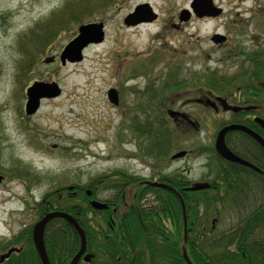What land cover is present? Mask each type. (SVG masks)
<instances>
[{
	"label": "rangeland",
	"instance_id": "rangeland-1",
	"mask_svg": "<svg viewBox=\"0 0 264 264\" xmlns=\"http://www.w3.org/2000/svg\"><path fill=\"white\" fill-rule=\"evenodd\" d=\"M72 1L0 0V242L31 229L41 199L59 188L94 187L113 172L145 180L180 171L196 182L212 161L219 122L197 133H177L166 110L183 106L198 119L202 109L184 100L201 88L237 89L247 54L264 52V0H212L223 13L184 29L174 25L192 0H106L102 10L66 17L56 37L39 39ZM142 5L156 20L141 18L126 27L124 19ZM141 14L147 18L146 10ZM93 23L103 24V42L85 48L82 61L61 65L60 54L78 28ZM213 33L228 35L229 44L214 46ZM35 82L57 85L60 95L41 99L36 113L25 116L26 90ZM111 89L117 105L107 98ZM147 121L153 125L150 138L140 130ZM163 127L171 132L172 146L163 139L170 154L158 157L153 147ZM180 151L190 154L171 161Z\"/></svg>",
	"mask_w": 264,
	"mask_h": 264
},
{
	"label": "trees",
	"instance_id": "trees-1",
	"mask_svg": "<svg viewBox=\"0 0 264 264\" xmlns=\"http://www.w3.org/2000/svg\"><path fill=\"white\" fill-rule=\"evenodd\" d=\"M105 2L67 3L37 34L39 39L56 37V29L61 25L60 28H65L66 17L76 20L95 9H104ZM58 30L57 34L63 31ZM163 128V133L155 136L153 147L156 154L160 153L158 157H167L169 142L172 146L171 132ZM152 129L153 125L147 121L146 129L140 130L150 138ZM215 157V184L208 190L188 191L192 182L185 178L181 184L176 175L168 176L172 182L169 186L184 203L185 228L181 204L173 193L121 172L107 174L95 181L94 187H87L92 191L91 197L84 188L75 186L72 191L63 187L46 194L37 207L38 219L47 212L62 211L77 221L85 233V255L89 258L88 262L81 259L78 264H188L184 253L191 264H264V180L247 176L242 168H233ZM166 177H160L161 181ZM244 181L256 183L254 190L247 192ZM106 193L109 195L102 201L108 208L92 209L91 199ZM227 219L231 220L228 227L220 229ZM22 233L23 238L18 234L0 242L2 254L12 247L21 249L0 264H41L31 229ZM44 244L50 264H69L80 249V238L65 220L54 219L45 228Z\"/></svg>",
	"mask_w": 264,
	"mask_h": 264
},
{
	"label": "flooded vegetation",
	"instance_id": "flooded-vegetation-1",
	"mask_svg": "<svg viewBox=\"0 0 264 264\" xmlns=\"http://www.w3.org/2000/svg\"><path fill=\"white\" fill-rule=\"evenodd\" d=\"M183 11L177 15L178 24L174 25V27L177 29H184L185 26L182 27L183 25L190 24L195 21L206 22L215 20L223 13L221 11L216 17H200L199 15L201 12L194 11L191 8V4L189 5L188 9H185L187 13L182 14ZM246 12H251V10H246L245 13ZM142 18L152 21L156 20L157 17L153 13L148 12L147 18L145 16ZM137 19L141 20L139 17ZM245 27L248 28L246 25ZM215 35L219 34L213 33V35L210 37V40L214 46L222 48L229 44L228 35H220L224 38V40L220 39L219 41L221 42L218 43L212 41V38ZM250 40H255V37L252 36L249 38V41ZM245 60L246 72L243 76L242 85L237 89L232 90V84L229 85L225 91L220 93L205 89L201 91V89L198 90L196 94H193L184 100V104L194 103L202 109L201 111H198V119L195 116L194 118L190 113L185 111L183 106L179 109L166 110V113L171 111L177 114L174 115L172 119H170L167 114L166 115L168 119L171 120V123L174 125V127L177 128L178 133H197L202 129V126L212 127L217 121L219 122L217 133L221 129L229 126H241L247 129L249 132L241 130L228 131L224 137V142L226 147L234 155L244 160L259 171L234 163H227V165H231L233 168H242L247 176L253 175L264 180V52L260 50L252 51L251 53L247 54ZM227 107H231L233 110L228 109ZM189 154L190 152L187 151L185 157H187ZM213 157L214 159L212 158V161H207L202 166L205 174L200 176L196 181L199 183H208L211 188L215 184L214 177L217 166L215 160L216 157L214 155ZM175 175L181 184L184 183L185 178L187 179V176L184 174V172H176L172 178H175ZM168 176L166 178H162L163 181H161L160 176H152L143 180V182L156 181L169 185L172 182L169 180L170 178H168ZM189 181L194 182L192 180ZM244 184L246 191L250 192L254 190L256 183L251 185L248 181H244ZM89 197H91V195Z\"/></svg>",
	"mask_w": 264,
	"mask_h": 264
},
{
	"label": "water",
	"instance_id": "water-1",
	"mask_svg": "<svg viewBox=\"0 0 264 264\" xmlns=\"http://www.w3.org/2000/svg\"><path fill=\"white\" fill-rule=\"evenodd\" d=\"M191 8L194 11H200L201 14L200 17L203 16H211L216 17L220 14L221 9L217 8L213 5L212 0H193V3L191 4ZM147 9L146 5L139 6L135 9V12L132 14H129L124 19V25L125 26H132L139 22L137 19L142 18L143 15L139 14L141 10ZM187 13V11H183L182 14ZM140 15V16H138ZM104 39V32H103V24L101 23H93V24H87L80 26L78 28V35L70 41L63 51L60 54V62L62 65H64L66 62L69 63H75L80 62L83 59L82 52L83 50L90 44H99ZM224 40L223 37L219 35H215L212 38V41L215 43L221 42L219 40ZM60 95V90L58 89L57 85L51 84V85H45L41 83H33L32 86H30L26 90V103L24 106V112L26 116H31L38 110L40 106V100L41 99H50L55 98ZM107 98L110 103L117 105V93L115 90L111 89L107 92ZM228 109H232L231 107H227ZM226 108V109H227ZM175 114L169 112V116L173 117ZM231 130H241V131H248L247 129L241 127V126H229L223 128L217 135V138L215 140V151L217 155L224 159L225 161L235 163L241 166L249 167L253 170L259 171L247 162L243 161L242 159L235 156L225 145L224 137L225 134L228 131ZM249 132V131H248ZM185 155V152H180L171 157L172 160L182 158ZM2 181V176H0V182ZM152 187H157L160 189H164L166 191H169L173 193L179 200L181 207H182V215L184 219V228L186 226L185 223V207L183 200L181 196L172 188L168 187L167 185L160 184V183H146ZM209 187L208 184H196L188 189V191H201L204 189H207ZM90 206L95 210H103L106 209V206L100 202L92 201L90 203ZM63 219L65 220L69 225H71L75 231L77 232L79 238H80V249L78 253L73 257V259L70 261L69 264H78L80 259L85 253L86 250V239L85 234L81 227L78 225L77 221L69 214L60 212V211H53L46 213L40 220H38L33 228H32V242L34 249L38 255V258L41 262V264H49V260L46 254L45 245H44V232L47 224L53 220V219ZM184 237H186V231H184ZM20 250L17 248H10L6 253L2 254L0 256V263H3L9 256L13 253H17ZM184 258L186 259V262L188 264H191L189 260L187 259L185 253ZM84 261H88V256H85L83 258Z\"/></svg>",
	"mask_w": 264,
	"mask_h": 264
},
{
	"label": "bare ground",
	"instance_id": "bare-ground-1",
	"mask_svg": "<svg viewBox=\"0 0 264 264\" xmlns=\"http://www.w3.org/2000/svg\"><path fill=\"white\" fill-rule=\"evenodd\" d=\"M135 33H133L132 35H134Z\"/></svg>",
	"mask_w": 264,
	"mask_h": 264
}]
</instances>
